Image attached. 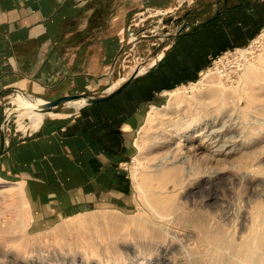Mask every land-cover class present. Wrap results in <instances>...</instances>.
<instances>
[{
  "label": "rangeland",
  "instance_id": "obj_1",
  "mask_svg": "<svg viewBox=\"0 0 264 264\" xmlns=\"http://www.w3.org/2000/svg\"><path fill=\"white\" fill-rule=\"evenodd\" d=\"M214 1L207 3L206 14L195 9L196 3L191 5L185 11L189 21L210 16ZM163 19L146 24L147 30L138 35L137 48L125 47L100 83L83 93L108 94L109 88L125 82L137 65L140 74L147 72L162 56L161 50L156 57L147 54L164 41ZM176 24L173 21L172 29ZM261 59L264 23L251 40L210 57L196 78L169 88L179 89V99L166 93L160 102L144 108L132 150L122 164L132 186L123 209L102 208L60 220L51 227L35 226L21 185L0 176V264H264V239L259 237L264 230V60L263 66L244 72L247 65L256 66ZM219 81L225 89L216 85ZM132 97V93L125 94V98ZM24 98L26 105L43 111L37 102L41 96ZM82 99L53 112H77L83 108H77ZM15 105L17 111L7 134L29 132L33 129L28 126L29 119L23 117L27 123L23 127L18 116L26 107H8ZM152 105L162 113L156 120L148 117ZM188 137L191 141L186 145H200L202 154L194 158L197 164L192 166V177L188 176L182 186H174L179 190H171L174 180L166 183L181 207L162 222L152 214L146 199L155 180L150 177L144 181L142 175L152 173L154 164L165 160ZM243 249L251 255H243Z\"/></svg>",
  "mask_w": 264,
  "mask_h": 264
},
{
  "label": "crops",
  "instance_id": "obj_2",
  "mask_svg": "<svg viewBox=\"0 0 264 264\" xmlns=\"http://www.w3.org/2000/svg\"><path fill=\"white\" fill-rule=\"evenodd\" d=\"M210 1L0 0V124L17 96L13 91L47 99L83 93L100 83L125 47L137 48V33L147 25L164 17L165 39L178 31L170 17L184 23L191 5L204 11ZM218 7L215 0L211 15L191 25L213 17ZM263 23L264 0H229L208 23L174 41L166 38L161 58L114 102L82 108L84 103L77 112L44 118L29 132L9 134L0 176L21 185L31 223L51 227L84 212L123 209L132 186L122 164L144 108L173 85L196 78L216 53L251 40ZM158 50L148 49L147 56Z\"/></svg>",
  "mask_w": 264,
  "mask_h": 264
},
{
  "label": "bare ground",
  "instance_id": "obj_3",
  "mask_svg": "<svg viewBox=\"0 0 264 264\" xmlns=\"http://www.w3.org/2000/svg\"><path fill=\"white\" fill-rule=\"evenodd\" d=\"M242 52L244 53V51L242 50ZM260 57V56H259ZM264 60V59H263ZM259 62V64H256V66L252 65L250 66L247 65L248 67H246V71L244 70V72L246 74L258 69L259 67L263 66L262 64V61ZM263 69V68H262ZM244 74V76L246 75ZM117 84V83H116ZM116 84H114L110 90L114 89V87L116 86ZM216 85L221 88V89H225V86L223 85V83L221 81H219L218 83H216ZM179 89L176 88V89H173V90H170L168 91L167 93H170L171 94V97L174 98V99H179ZM16 95V94H15ZM26 97V96H24ZM22 95H17L15 96L13 99H12V102L13 104H18L20 107H26L25 111L23 112H20L18 114V116L20 117V120H21V126L25 127L27 126V123H24V120H23V117L25 118V116L27 117V119H29V123H28V126L33 128V129H36L39 127V125L41 124V122L44 120V118L46 116H56L57 113H54L53 111H48V112H43V111H38L28 105H26V102H25V98H24ZM39 105H43L45 103V100L43 98H39V101H37ZM69 103V102H68ZM80 103L81 104H84L85 103V99H82L80 100ZM159 107L157 106H154L152 105V109L150 111L149 114V120H153V119H157L158 116H160L161 111H159ZM159 113V114H158ZM160 118V117H159ZM147 119V118H146ZM19 120V121H20ZM154 120V121H155ZM148 122V121H147ZM152 122V121H151ZM187 127V125H186ZM186 129V128H185ZM189 130V129H188ZM193 135V134H192ZM190 137L188 138H184L183 140V144H179L177 146V150L174 151L172 150L171 154L169 156H167V158L165 160H162L161 162H158V163H155V168L154 171L152 169V173H149L148 175H145V177L142 175V180H148V178L152 177V179L155 180V183L152 184L151 186V189L149 191V195L146 197L147 201H148V205H149V209H151L152 211V214L154 216L157 217V219H159L160 221L162 222H166L168 219H169V215L175 213L176 212H179L180 211V207L179 206V203H176V197L174 198L172 196V194L170 192L168 188V186H166V183H168V181H172L174 180L175 182H173V187L171 186V183H170V186L172 187L171 190L174 188L177 189V187H174L176 186L178 183H186L185 181H187V177L191 176V173H192V166H194V164L196 163H193L194 158H198V156L200 154V149H201V146L200 145H195L194 144H187L186 145V141H191V139H189ZM217 146V145H216ZM203 147V146H202ZM203 150V149H202ZM219 154V153H218ZM208 157V156H207ZM211 158V157H210ZM209 158V159H210ZM230 158V157H229ZM202 159H203V155H202ZM207 159V160H209ZM200 160V158H199ZM206 160V161H207ZM210 161V160H209ZM200 162V161H198ZM193 164V165H192ZM197 164V163H196ZM196 168V167H195ZM195 168L193 169V171L195 170ZM197 170V169H196ZM197 172V171H195ZM211 172V171H210ZM190 174V175H189ZM197 174H199L197 172ZM196 174V175H197ZM192 175H195V174H192ZM140 176V175H139ZM136 177V176H135ZM192 177V176H191ZM137 178V177H136ZM140 178V177H139ZM141 179V178H140ZM139 179V180H140ZM140 180V181H142ZM188 183V182H187ZM139 185V184H138ZM179 186V184H178ZM182 186V184H181ZM180 186V187H181ZM180 188L178 187L177 190H179ZM176 190V191H177ZM176 191H173L174 193H176ZM176 195V194H175ZM188 195V194H187ZM179 198V197H178ZM178 202V201H177ZM181 204V203H180ZM189 209V208H188ZM259 210V209H257ZM188 211V210H187ZM186 211V212H187ZM197 211V210H196ZM185 212V213H186ZM182 213V212H181ZM191 214H193V211L191 212ZM195 214V213H194ZM149 215V214H148ZM178 215V214H177ZM181 215V214H180ZM186 215V214H185ZM184 215V216H185ZM190 215V213H189ZM256 215V214H255ZM110 216V215H109ZM108 216V217H109ZM149 217V216H148ZM155 217V218H156ZM186 217V216H185ZM184 217V219H185ZM96 218V217H95ZM94 219V218H93ZM108 219V218H107ZM186 219H189L188 217ZM96 220V219H95ZM262 220V219H261ZM115 221H117L115 219ZM175 221V219L173 220ZM186 221V220H185ZM190 221V220H189ZM118 222H121L118 221ZM169 222V221H168ZM172 222V221H171ZM159 223V221H158ZM163 224V223H161ZM166 224V223H165ZM145 225V224H144ZM264 229V220L262 221V224H261ZM148 226V225H147ZM146 226V227H147ZM168 226V225H167ZM149 229V228H148ZM156 231V230H155ZM166 231V230H165ZM163 231V233L165 232ZM169 230H167L168 232ZM166 232V233H167ZM162 233V234H163ZM165 233V234H166ZM175 234V233H174ZM160 236V235H159ZM169 235H167L168 237ZM176 236V235H175ZM170 237V236H169ZM260 240L263 241L264 239V230H263V233H260ZM171 238V237H170ZM161 239V238H160ZM167 239V238H166ZM159 241V240H158ZM163 243V241H162ZM168 246V245H167ZM242 254L249 257L251 255V251L247 250V249H243L242 251ZM230 263V262H229Z\"/></svg>",
  "mask_w": 264,
  "mask_h": 264
},
{
  "label": "water",
  "instance_id": "obj_4",
  "mask_svg": "<svg viewBox=\"0 0 264 264\" xmlns=\"http://www.w3.org/2000/svg\"><path fill=\"white\" fill-rule=\"evenodd\" d=\"M221 1L222 0H217V3L219 5V7L216 9V12H215L214 16H216V15L221 13L223 7L227 5L229 0H223V5L222 6L220 4ZM213 17H211V18H209V19H207L205 21L198 22L194 26H192L191 22H189V21H186V22L183 23L182 22L183 21L182 17H180L178 19L176 18L177 20L172 18V17H170V20L177 21V24L181 25V27L174 34H171L170 37L168 36L166 38L171 39L172 41H174L178 37L187 34L189 31H193V30L203 26L204 24L208 23ZM185 29H187V30H185ZM143 33L144 32H142V33L138 32L137 34L138 35H141V34L143 35ZM166 38L164 39V42L159 44V50H162L165 47L164 44H165V41L167 40ZM163 45H164V47H162ZM155 54H156V56H157V54L159 55L158 52H155ZM153 56H155V55H153ZM139 70H140V67L137 65L135 67V69L132 71L131 75L125 80V82H123L120 86L116 87L114 90L108 92V94H106V95L90 96V95H87L85 93H81V94L60 95V96H58L56 98H53V99L43 98L45 100V103L43 105H41V108L45 112L53 111V109H56L59 106L67 104L68 102H70L72 100L81 99V98L85 99V104L83 106H81V107H84L86 105H92V104H95V103L103 102V101L108 100V99L112 98L113 96H115L124 87L129 85L132 82L133 79H135L136 77L141 75L139 73ZM13 93H17L18 95H23V96H26V97H28V96H31V97L32 96H36V95L30 94V93H27V92H23V91H20V90H18V91L15 90V91H13ZM36 97H39V96H36ZM16 106L17 105H15V107L13 109H11L12 107H10V106L8 107L7 106V110L5 111L7 114L5 113L4 121H3V123L0 124V155L2 154L1 147L4 146V145H8L9 144V137L7 136L9 134H7V131H6V128H5L6 115H9L8 118H7V125L9 126V122H10L11 117L14 115V111H17Z\"/></svg>",
  "mask_w": 264,
  "mask_h": 264
},
{
  "label": "trees",
  "instance_id": "obj_5",
  "mask_svg": "<svg viewBox=\"0 0 264 264\" xmlns=\"http://www.w3.org/2000/svg\"><path fill=\"white\" fill-rule=\"evenodd\" d=\"M125 88V87H124ZM124 88L119 92L117 93L115 96H113L112 98L108 99V100H105L103 102H100V103H95V104H92V105H100V104H109V103H112L114 102V100L116 99V97L124 90ZM91 105V106H92ZM88 106V105H87Z\"/></svg>",
  "mask_w": 264,
  "mask_h": 264
},
{
  "label": "built area",
  "instance_id": "obj_6",
  "mask_svg": "<svg viewBox=\"0 0 264 264\" xmlns=\"http://www.w3.org/2000/svg\"><path fill=\"white\" fill-rule=\"evenodd\" d=\"M16 95H18L17 93H14ZM7 114V113H6ZM10 114V113H9ZM9 115H6V122H5V128H6V131L7 130H10V127L7 125V118H8Z\"/></svg>",
  "mask_w": 264,
  "mask_h": 264
}]
</instances>
